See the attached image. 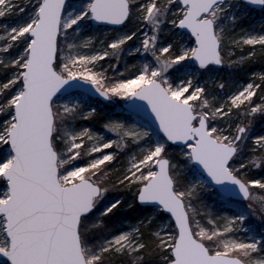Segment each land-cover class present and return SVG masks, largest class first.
Listing matches in <instances>:
<instances>
[{
  "label": "snow or ice",
  "instance_id": "snow-or-ice-1",
  "mask_svg": "<svg viewBox=\"0 0 264 264\" xmlns=\"http://www.w3.org/2000/svg\"><path fill=\"white\" fill-rule=\"evenodd\" d=\"M256 60L264 0H0V264H264Z\"/></svg>",
  "mask_w": 264,
  "mask_h": 264
},
{
  "label": "rangeland",
  "instance_id": "rangeland-1",
  "mask_svg": "<svg viewBox=\"0 0 264 264\" xmlns=\"http://www.w3.org/2000/svg\"><path fill=\"white\" fill-rule=\"evenodd\" d=\"M256 20H257V21L259 20V17H258V16L256 17ZM255 71H262V70L255 69ZM95 126H96L97 128L100 127L99 124H96ZM251 222L253 223L254 226L257 227V230L259 231L260 221H259L257 218L252 217V218H251Z\"/></svg>",
  "mask_w": 264,
  "mask_h": 264
},
{
  "label": "trees",
  "instance_id": "trees-1",
  "mask_svg": "<svg viewBox=\"0 0 264 264\" xmlns=\"http://www.w3.org/2000/svg\"><path fill=\"white\" fill-rule=\"evenodd\" d=\"M251 68L253 70L258 69V70H264V62H261L260 60H256L252 65Z\"/></svg>",
  "mask_w": 264,
  "mask_h": 264
}]
</instances>
